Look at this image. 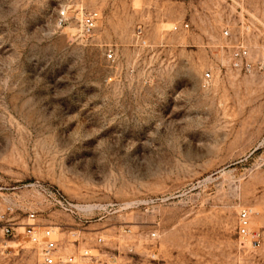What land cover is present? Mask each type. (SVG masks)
Here are the masks:
<instances>
[{"label": "rangeland", "instance_id": "obj_1", "mask_svg": "<svg viewBox=\"0 0 264 264\" xmlns=\"http://www.w3.org/2000/svg\"><path fill=\"white\" fill-rule=\"evenodd\" d=\"M70 1L99 12L91 37L54 0H0V264H40L30 212L85 264H264V69L230 67L236 39L264 58V0ZM42 186L90 207L79 245Z\"/></svg>", "mask_w": 264, "mask_h": 264}, {"label": "built area", "instance_id": "obj_2", "mask_svg": "<svg viewBox=\"0 0 264 264\" xmlns=\"http://www.w3.org/2000/svg\"><path fill=\"white\" fill-rule=\"evenodd\" d=\"M59 4L58 22L60 27L64 25L74 23L79 27L75 36L78 38H89L93 35L100 14L96 10H85L73 9V4L70 0H54ZM72 9L73 13L70 14ZM187 28L188 24H184ZM174 29H178L175 26ZM223 36L226 39H231L232 34L229 30H224ZM109 58H113V53H109ZM230 67L238 72L241 71H252L255 68L264 69V58L259 60L257 63H253L250 59L249 47L241 40L236 39L231 44L230 50ZM214 78L212 71L205 73L203 77V84L207 86ZM41 192L43 193L47 203L50 207L62 211L70 215L75 220L74 231L70 232L72 237H77L74 241V245H79V235L76 233L85 230V225L90 222L91 217L86 205L78 204L69 198L63 191L54 186H42ZM253 210L251 208H243L237 215L236 232L241 247L250 246L252 248H258L261 245V233L251 228V218ZM30 221L23 225V235L35 246L40 264H85L86 261H94L97 256L89 253V250H85L80 257L75 254H64L61 252L60 238H56L57 234H60L64 225L52 224V225H41L37 222V213L30 212L28 214ZM15 224H11L4 227V234L7 236H16L14 228ZM69 229V228H68ZM125 233H131L130 229H126ZM150 237L153 240L158 238V233L153 231L150 233ZM99 242L102 239H98ZM100 264H118L116 257H109L104 261H100Z\"/></svg>", "mask_w": 264, "mask_h": 264}, {"label": "bare ground", "instance_id": "obj_3", "mask_svg": "<svg viewBox=\"0 0 264 264\" xmlns=\"http://www.w3.org/2000/svg\"><path fill=\"white\" fill-rule=\"evenodd\" d=\"M87 209H89L90 207L86 206ZM22 228V227H21Z\"/></svg>", "mask_w": 264, "mask_h": 264}]
</instances>
